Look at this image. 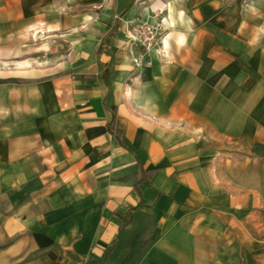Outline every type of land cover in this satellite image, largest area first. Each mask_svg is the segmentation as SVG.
<instances>
[{"label": "crops", "instance_id": "1", "mask_svg": "<svg viewBox=\"0 0 264 264\" xmlns=\"http://www.w3.org/2000/svg\"><path fill=\"white\" fill-rule=\"evenodd\" d=\"M0 264H264V0H0Z\"/></svg>", "mask_w": 264, "mask_h": 264}, {"label": "built area", "instance_id": "2", "mask_svg": "<svg viewBox=\"0 0 264 264\" xmlns=\"http://www.w3.org/2000/svg\"><path fill=\"white\" fill-rule=\"evenodd\" d=\"M164 16L161 11L153 13V20H139L127 27V34L132 44L141 48L147 53L153 49L159 50L162 47V35L164 32ZM133 62L138 65L141 61L134 58ZM145 66L150 64L149 60L143 62Z\"/></svg>", "mask_w": 264, "mask_h": 264}, {"label": "trees", "instance_id": "3", "mask_svg": "<svg viewBox=\"0 0 264 264\" xmlns=\"http://www.w3.org/2000/svg\"><path fill=\"white\" fill-rule=\"evenodd\" d=\"M108 130L117 138L120 146L128 149L131 151V148L124 142L121 134L118 132V130L114 129V126L110 123L108 126ZM135 158L140 166V177L139 180L137 181V183L135 184V187L137 188V185L146 181L149 177L152 176L154 170L153 169H145L143 168L139 158L135 155Z\"/></svg>", "mask_w": 264, "mask_h": 264}, {"label": "bare ground", "instance_id": "4", "mask_svg": "<svg viewBox=\"0 0 264 264\" xmlns=\"http://www.w3.org/2000/svg\"><path fill=\"white\" fill-rule=\"evenodd\" d=\"M17 64V63H16Z\"/></svg>", "mask_w": 264, "mask_h": 264}]
</instances>
